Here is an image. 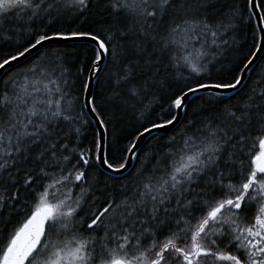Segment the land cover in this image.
<instances>
[{"label": "snow or ice", "instance_id": "obj_1", "mask_svg": "<svg viewBox=\"0 0 264 264\" xmlns=\"http://www.w3.org/2000/svg\"><path fill=\"white\" fill-rule=\"evenodd\" d=\"M260 53L264 0H0V264H264Z\"/></svg>", "mask_w": 264, "mask_h": 264}, {"label": "water", "instance_id": "obj_2", "mask_svg": "<svg viewBox=\"0 0 264 264\" xmlns=\"http://www.w3.org/2000/svg\"><path fill=\"white\" fill-rule=\"evenodd\" d=\"M60 43H66V44H68V43H82V42H80V41H53V42H52L53 45H54V44H60ZM88 44L91 45V42H89ZM33 55H35V53H34ZM262 55H263V53H260L261 58H262ZM224 95H226V96H231V95H232V92H231L230 90H229V91H225V92H224ZM90 119H91V118H90ZM181 119H183V117H181ZM93 124H94V126L96 127V124H95L94 121H93ZM172 131H173V129L169 128V129L159 130V131L154 130L151 134H145V136L142 138V140H141V142H140L139 147L137 148V151H138V152L140 151L141 147H142V146L144 145V143L149 139V136L152 137L153 135H156V134L167 135V134H169V133L172 132ZM135 162H136V158L133 157V158L129 161V163H128L127 171L123 172L121 175H122V176L127 175V174L132 170V168H133Z\"/></svg>", "mask_w": 264, "mask_h": 264}, {"label": "trees", "instance_id": "obj_3", "mask_svg": "<svg viewBox=\"0 0 264 264\" xmlns=\"http://www.w3.org/2000/svg\"><path fill=\"white\" fill-rule=\"evenodd\" d=\"M242 31H243V35H241V37H240V39L242 40V41H245L246 40V42L248 43V44H250L251 43V34H250V32L247 30V29H242ZM64 45H68L69 47H72V46H76V47H78V48H81V49H84V48H87V49H90L91 48V45H89V44H83V43H68V44H66V43H60V44H54L53 46H64ZM262 59H264V53H263V55H262ZM78 86V85H77ZM178 127V126H177ZM92 128L93 129H95V126H94V124L92 123ZM130 130V129H129ZM172 133L173 132H171L170 134H168V135H163V134H158V135H154V136H152L153 138L154 137H157V136H163L164 137V139L165 140H167V138H168V136H170V135H172ZM149 140L141 147V149H140V151H142L146 146H148V144H149ZM139 151V152H140ZM139 166V161L136 159V162H135V164H134V166H133V168H132V170H131V172L130 173H133V172H135L136 171V168ZM129 173V174H130ZM128 174V175H129ZM127 175V176H128ZM127 176H125V177H127Z\"/></svg>", "mask_w": 264, "mask_h": 264}, {"label": "bare ground", "instance_id": "obj_4", "mask_svg": "<svg viewBox=\"0 0 264 264\" xmlns=\"http://www.w3.org/2000/svg\"><path fill=\"white\" fill-rule=\"evenodd\" d=\"M89 119H90V117H89ZM92 123H93V122H92ZM95 128H96V127H95ZM172 132H173V131H172ZM170 133H171V132H170ZM170 133H169V134H170ZM156 135H158V134H156ZM167 135H168V134H167ZM153 136H154V135H153ZM148 140H149V139H148ZM148 140H147V141H148ZM147 141H146V142H147ZM146 142H145V143H146ZM145 143H144V144H145ZM130 172H131V171H130ZM130 172H129V173H130ZM129 173H128V174H129ZM128 174H127V175H128ZM127 175H125V176H127ZM125 176H124V177H125Z\"/></svg>", "mask_w": 264, "mask_h": 264}]
</instances>
